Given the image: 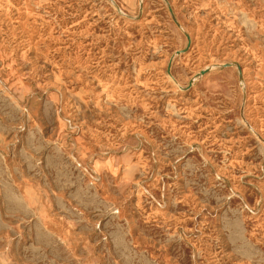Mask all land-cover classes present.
Returning a JSON list of instances; mask_svg holds the SVG:
<instances>
[{
	"label": "rangeland",
	"instance_id": "obj_1",
	"mask_svg": "<svg viewBox=\"0 0 264 264\" xmlns=\"http://www.w3.org/2000/svg\"><path fill=\"white\" fill-rule=\"evenodd\" d=\"M0 15V264H264V0Z\"/></svg>",
	"mask_w": 264,
	"mask_h": 264
},
{
	"label": "bare ground",
	"instance_id": "obj_2",
	"mask_svg": "<svg viewBox=\"0 0 264 264\" xmlns=\"http://www.w3.org/2000/svg\"><path fill=\"white\" fill-rule=\"evenodd\" d=\"M1 16V15H0ZM264 141V140H263Z\"/></svg>",
	"mask_w": 264,
	"mask_h": 264
}]
</instances>
